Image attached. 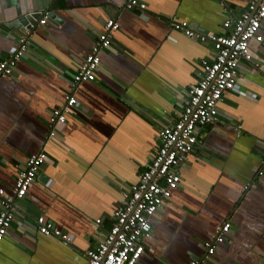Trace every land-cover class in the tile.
I'll return each mask as SVG.
<instances>
[{"label":"crops","instance_id":"1","mask_svg":"<svg viewBox=\"0 0 264 264\" xmlns=\"http://www.w3.org/2000/svg\"><path fill=\"white\" fill-rule=\"evenodd\" d=\"M0 0V62L30 32V51L0 78V187L11 192L28 158L47 160L20 214L0 245V264H87V252L112 226L122 190L136 184L159 146V131L182 113L187 92L215 52L173 29L188 22L204 33L223 32L248 0ZM48 15L47 23L40 21ZM108 18L120 29L113 50H102L93 82L72 90L73 75ZM252 42V62L239 67L237 85L219 103V119L200 131L197 158L152 219L138 264H190L202 244L230 222L225 243L204 264H264V21ZM74 94L68 122L48 139L49 117ZM44 216L74 242L41 234Z\"/></svg>","mask_w":264,"mask_h":264},{"label":"built area","instance_id":"2","mask_svg":"<svg viewBox=\"0 0 264 264\" xmlns=\"http://www.w3.org/2000/svg\"><path fill=\"white\" fill-rule=\"evenodd\" d=\"M126 7L147 10V4L139 0H128ZM48 17L46 15L39 22L40 25L46 24ZM171 21L174 30L211 44L215 59L202 63L201 80L188 90L179 119L159 131L156 154L140 173L137 183L122 190V200L113 214L112 226L105 238L87 252V264H138L141 261L145 250L143 241L152 232V219L179 187L181 167L197 158L196 145L201 129L218 121L219 103L227 92L235 89L241 63L253 60L251 43L263 41L260 30L264 21V0H248L247 8L240 16L224 21L221 33L200 32L188 22L176 18ZM119 29L120 24L115 18L107 19L93 48L80 61L73 75V91L82 83L97 79L101 70L100 53L102 50H113V36ZM17 42L18 47L14 52L0 62V78L12 75L19 61L29 53L32 45L30 32L21 34ZM76 106L77 98L69 94L64 105L51 111L48 139L56 137V128L68 122ZM262 154L264 162V151ZM46 160L45 152L30 156L18 174L14 189L7 192L0 187V245L7 237L12 222L20 214L18 202L27 196ZM263 174L262 169L259 176ZM36 224L37 230L44 236L66 245L73 244L74 239L70 234L57 229L44 216L37 218ZM231 229L230 222L215 228L211 239L202 244L204 259L192 260L190 264H204L216 253L217 247L226 242Z\"/></svg>","mask_w":264,"mask_h":264},{"label":"water","instance_id":"3","mask_svg":"<svg viewBox=\"0 0 264 264\" xmlns=\"http://www.w3.org/2000/svg\"><path fill=\"white\" fill-rule=\"evenodd\" d=\"M37 178H38V176H37Z\"/></svg>","mask_w":264,"mask_h":264}]
</instances>
